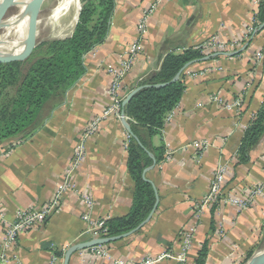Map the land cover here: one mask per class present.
<instances>
[{
    "label": "crops",
    "instance_id": "1",
    "mask_svg": "<svg viewBox=\"0 0 264 264\" xmlns=\"http://www.w3.org/2000/svg\"><path fill=\"white\" fill-rule=\"evenodd\" d=\"M113 1L107 38L86 56V70L79 82L30 137L15 145L9 141L0 144V213L7 223L19 211L41 208L54 199L86 124L99 116L108 103V79L101 66L118 62L137 37L136 24L142 10L154 0ZM252 9L251 0L161 3L148 23L143 52L124 78V99L141 78L158 69L165 54L212 37L226 43L241 40ZM71 13L57 18L52 30L54 39L72 35L77 13L73 8ZM259 51L264 55V29L241 42L233 56H220L187 69L205 71L203 75H182L185 89L173 120L149 140L152 149L163 150V161L145 175V181L157 190L158 206L140 231L107 245L112 260L136 264L167 250L177 254L181 235L189 229L193 231L192 248L186 264H247L260 253L264 240L263 199L242 212L216 204L205 209L199 220L192 210V203L204 196L218 162L228 163L223 193L231 197H243L247 187L264 178V136L251 151L249 162L235 165L249 113L256 112L264 98V58L258 65L254 63ZM214 96L227 103L242 97L245 112L240 115L214 105L210 101ZM124 130L123 124L113 119L101 121L99 132L86 143L81 166L70 175L74 190L62 195L60 206L44 224L18 236L8 251L9 264H48L52 255L63 264L64 254L57 256L55 248L59 251L60 247L92 240L81 220V195L91 198L93 219L120 218L130 212L134 185L126 165ZM202 140L211 146L200 155L193 151L191 143ZM5 152L8 153L2 156ZM4 225L0 222V245ZM202 249L204 255L199 259ZM69 264L113 261L86 255L80 259L76 253Z\"/></svg>",
    "mask_w": 264,
    "mask_h": 264
},
{
    "label": "trees",
    "instance_id": "2",
    "mask_svg": "<svg viewBox=\"0 0 264 264\" xmlns=\"http://www.w3.org/2000/svg\"><path fill=\"white\" fill-rule=\"evenodd\" d=\"M82 3L71 38H51L61 41L44 43V54L34 58L28 67L24 68L22 64L30 58L24 62L0 64V144L9 141L12 142L10 145H15L35 133L51 110L62 102L66 93L84 75L86 56L106 40L114 1L82 0ZM256 22L257 29L264 24V0L258 7ZM213 54L200 53L193 47H187L181 53L169 52L154 73L138 81L134 89L144 88L123 107L132 132L126 150V165L134 185L132 205L125 216L105 221L106 237L119 236L135 229L150 213L155 194L152 185L142 178V173L152 164L148 153L156 165L164 158L162 148L152 149L149 140L160 133L164 128L165 115L179 103L185 89L182 82L184 72L177 82L168 83L187 63ZM159 84L168 85L154 87ZM254 113L255 118L248 121L237 148L235 165L247 164L251 151L264 136V98ZM55 253L60 257L63 255L57 250ZM203 255L204 249L199 252V259Z\"/></svg>",
    "mask_w": 264,
    "mask_h": 264
},
{
    "label": "built area",
    "instance_id": "3",
    "mask_svg": "<svg viewBox=\"0 0 264 264\" xmlns=\"http://www.w3.org/2000/svg\"><path fill=\"white\" fill-rule=\"evenodd\" d=\"M164 1L166 0H154L142 10L136 24V39L122 52V54L119 56L118 62L115 65L105 64L101 66L103 70L102 72H104L108 79V103L101 111L99 116L94 117L86 124L77 145L73 149L71 166L66 171L61 183L58 185L54 199L41 208L29 207L19 211L15 215L14 220L10 223L5 222L3 215L0 213V222L5 224L4 234L0 245V261L2 264H9L11 259L8 256V251L15 244L18 236L29 231L30 229L35 228L39 224H44L52 212L60 206L62 195L70 190H74L73 184L69 181L70 175L81 166L86 154V143L90 137L99 132L101 121L104 119H113L118 123H122L123 120L128 123L130 122L122 107V102L124 100V96H122L124 88L123 81L128 73L132 71L136 61L141 56L143 52L142 45L144 44V41L147 37L148 23L152 15ZM261 1L262 0H251L253 8L251 12V19L249 24L246 26L241 40H233L232 42L226 43L220 41L216 37H212L191 47L203 54H232L235 50H237L241 42L249 40L250 37L256 33V15L258 13V7ZM185 49L186 48L180 49L177 51V53H181ZM263 58V53L261 51L257 52L254 56V63L258 65L263 60ZM204 72L196 73L188 70L184 71L185 75L189 77H197L198 75L201 76ZM210 101L214 105L228 111H235L238 114L245 112L242 97L236 98L232 103H227L225 100L217 96L211 97ZM178 104L165 115L164 125L169 124L173 120L175 112L178 109ZM248 117V121L253 120L255 118V113H249ZM247 126L248 123L244 126V130L247 128ZM130 138L131 135L127 132V130H124L123 145L125 151L127 150ZM210 146V143L205 140L194 141L191 143V148L193 151L196 153L199 152L200 155L209 149ZM6 153L8 152L2 153V156ZM167 157L168 155L166 156V159ZM227 164L228 163L226 162H218L216 164L204 196L199 201L192 203V210L196 220L201 218L205 209L215 206L216 204L229 205L234 207L238 212H242L248 209L256 200H264V178L260 182L253 183L247 187L246 193L243 197H231L224 194L223 187L228 170ZM79 200L83 205L81 220L86 225V233H88L92 239L107 238L105 236L107 231L105 227L106 219L96 220L91 216L93 207L91 198L86 195H81ZM192 233V229L186 230L182 233L180 250L177 254H174L173 251L167 250L157 255L147 256L136 264H159L167 261H171L174 264H186L187 256L192 248ZM218 234L223 236L224 233L222 230H219ZM107 245L94 246L77 253H79L80 259L84 258L86 255L95 259L97 258L113 261V264H124L122 261H115L111 259ZM67 248L68 247H60L59 251L65 254V252L69 249ZM55 250H57V248H55ZM48 264H59L58 258L55 255H52L48 261Z\"/></svg>",
    "mask_w": 264,
    "mask_h": 264
},
{
    "label": "water",
    "instance_id": "4",
    "mask_svg": "<svg viewBox=\"0 0 264 264\" xmlns=\"http://www.w3.org/2000/svg\"><path fill=\"white\" fill-rule=\"evenodd\" d=\"M11 1H14V0H0V7L5 6L6 4H8ZM44 2H45V0H29V3L27 4V6L25 8V14H26V16H28V27H27V35H26L25 41L23 43V47L21 48V50L18 53H15V54H3L0 52V64L1 65H8V64L14 63V62H24L31 56V54L35 48L38 17H39L40 11L44 5ZM81 8L82 7H79V9H78L72 34L74 32L76 23L78 21V16H79V12H80ZM263 29H264V24H261L258 27L257 31L260 32ZM62 40H64V39H62ZM220 56L230 57V56H233V54L215 53L213 55L204 57L200 60H195V61L189 62L177 73V75L174 77V79L168 84L177 82L179 80L180 76L182 75V73L185 70H187L190 66H192L193 64H196L199 62H206L210 59H213L215 57H220ZM168 84H159V85H156L154 87L155 88H162V87L167 86ZM142 88H144V87H138V88L132 90L123 100L122 107H125L128 104V102L130 101V99L137 92H139ZM122 124H123L124 128L127 130V132L130 135H132L129 123L123 120ZM148 155L152 159V164H151V166H149L148 168H146L143 171L142 178L144 180H146L145 179L146 173L152 171L156 166V163H155L152 155L150 153H148ZM152 187H153L154 194H155V203H154L150 213L145 218V220L142 221L135 229H133V230H131L125 234L115 236V237L92 239V240L87 241V242L77 243V244L71 246L65 252L64 258H63V264H69L71 258L79 251L89 249V248L94 247V246L107 245L110 243L117 242L119 240L130 237L131 235L135 234L136 232L140 231L143 227H145L150 222V220L152 219V216H153V214H154V212L158 206V201H159L157 190L153 185H152ZM247 264H264V251L256 254Z\"/></svg>",
    "mask_w": 264,
    "mask_h": 264
},
{
    "label": "rangeland",
    "instance_id": "5",
    "mask_svg": "<svg viewBox=\"0 0 264 264\" xmlns=\"http://www.w3.org/2000/svg\"><path fill=\"white\" fill-rule=\"evenodd\" d=\"M14 1H16V0H14ZM17 1H21V0H17ZM82 6H83L82 0H46L44 2V5H43V7L40 11L39 17H38L39 21L37 23L35 48L31 54V56L29 57L30 60L27 61L26 63L22 64L24 68L28 67L30 65V62L32 60H34V58H37V57L44 54L45 49L42 48L44 43L59 41V40H52V39H54V36L56 35L55 33L52 32V30L57 23V21H56L57 18L59 16H64V14H65V16H66V14L72 15V13H73V12L71 13L72 8H73V11L75 9V12L77 13L78 12L77 9H79V7H82ZM18 8H24V4H21L19 6L14 7V8H10L5 12L3 17L0 19V22L2 23V24L0 23L1 30L3 29L2 26L4 27L6 25V23L9 21V19H11L13 17V15L16 12V9H18ZM73 14H75V13H73ZM49 35H50V37H49ZM72 35H71V37H72ZM262 244L263 245H262V249L260 252L264 251V240H263Z\"/></svg>",
    "mask_w": 264,
    "mask_h": 264
},
{
    "label": "bare ground",
    "instance_id": "6",
    "mask_svg": "<svg viewBox=\"0 0 264 264\" xmlns=\"http://www.w3.org/2000/svg\"><path fill=\"white\" fill-rule=\"evenodd\" d=\"M46 1V0H45ZM29 0L11 1L3 7H0V19L5 12L16 6L24 4V8L16 9L15 14L2 30L0 28V52L3 54H15L18 53L23 47L27 35L28 16L25 14V8ZM39 21V20H38ZM1 23V22H0ZM2 24V23H1ZM4 25V24H3Z\"/></svg>",
    "mask_w": 264,
    "mask_h": 264
}]
</instances>
